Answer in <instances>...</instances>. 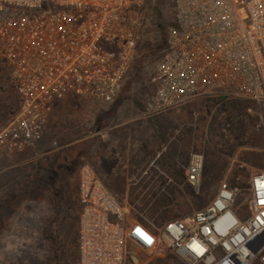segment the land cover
I'll return each instance as SVG.
<instances>
[{
    "label": "built area",
    "instance_id": "2783aa9c",
    "mask_svg": "<svg viewBox=\"0 0 264 264\" xmlns=\"http://www.w3.org/2000/svg\"><path fill=\"white\" fill-rule=\"evenodd\" d=\"M145 3L0 0V59L18 97L0 147L22 152L34 145L56 105L68 97L113 103L142 40ZM174 5L148 114L199 98L264 105V0H174ZM203 169L204 156L192 154L184 185L199 192ZM229 176L204 207L158 223L138 212L136 203L118 198L83 164L78 264L136 262V251L154 259L171 254L189 264H264V172L253 173L243 187L240 174L234 185ZM235 207L246 210L240 214Z\"/></svg>",
    "mask_w": 264,
    "mask_h": 264
},
{
    "label": "rangeland",
    "instance_id": "374dc122",
    "mask_svg": "<svg viewBox=\"0 0 264 264\" xmlns=\"http://www.w3.org/2000/svg\"><path fill=\"white\" fill-rule=\"evenodd\" d=\"M143 16L136 58L113 103L68 97L56 105L34 145L22 152L0 147V264H78L72 234L74 223L79 227L78 185L85 163H101L102 180L115 195L136 203L138 212L146 211L145 217L158 223L207 205L228 172L229 178L247 173L249 179L264 172L263 104L235 99L246 114L233 121L213 101L218 98L148 114L156 69L175 20L174 0H146ZM0 76L1 133L14 116L18 97L2 59ZM194 153L204 156L199 192L184 185V169ZM118 161L122 164L114 172ZM51 165L53 172L61 171L58 183L50 179ZM135 255L137 261L128 258L126 264H189L171 254L163 259L142 251Z\"/></svg>",
    "mask_w": 264,
    "mask_h": 264
},
{
    "label": "trees",
    "instance_id": "16d2710c",
    "mask_svg": "<svg viewBox=\"0 0 264 264\" xmlns=\"http://www.w3.org/2000/svg\"><path fill=\"white\" fill-rule=\"evenodd\" d=\"M157 50H158L157 47H155V48L152 47L151 52L154 53L155 51L157 52ZM0 79H1V76H0ZM213 101H215L216 104L218 103V105L221 107V110L227 115V117H228V119L230 121H233V119L237 118L240 115L246 114L245 111H244V109L239 110L238 102L235 99L218 98L216 100L214 99ZM16 111H17V106L12 111L13 114H15ZM245 116H247V115H245ZM68 154L70 156H72V155L75 156V153H73V154L72 153L71 154L68 153ZM77 154L78 155H76V158L73 161V164H75V165L79 162V159L81 158L82 151H81V153H77ZM50 162L52 163V161H50ZM52 166H54V165H51V166L48 167V169H50V171H52V174H53L50 177V179H52L53 182L56 181L58 183L59 182L58 178H60V172L61 171H60V169H57L55 172H53V170L51 168ZM239 181H240L242 187L245 186L247 184V182L249 181V175H247V173H246L245 176H241V179ZM231 183L234 185V183H235V177H232L231 178ZM65 199H66V196L64 194H62L61 195V200H65ZM244 209H245L244 207H235V210L238 213H242ZM67 218L68 217L66 216L65 218H63V220L66 221ZM62 224H63L62 226H64V223L63 222H62ZM59 227H61V225H59ZM78 228L79 227H78L77 223L76 224L74 223V230L75 231H74V234H72V242H73L74 246L77 247V248H78ZM49 232H50V234L48 235L49 238H52L53 239V233H54V231L51 229Z\"/></svg>",
    "mask_w": 264,
    "mask_h": 264
},
{
    "label": "crops",
    "instance_id": "0c3cea01",
    "mask_svg": "<svg viewBox=\"0 0 264 264\" xmlns=\"http://www.w3.org/2000/svg\"><path fill=\"white\" fill-rule=\"evenodd\" d=\"M117 99V98H116ZM120 141V140H119ZM92 168L94 169L95 173L97 174L98 178L102 180V173L105 171L103 168V165L101 163H96V162H90ZM122 164V161H118L117 164H113L112 166H114L111 170H114V172H117L118 170V166ZM124 170V167H121V171ZM103 181V180H102ZM108 187V186H107ZM109 188V187H108ZM110 189V188H109ZM111 190V189H110ZM113 192V194H115L116 192H114L113 190H111Z\"/></svg>",
    "mask_w": 264,
    "mask_h": 264
},
{
    "label": "snow or ice",
    "instance_id": "6c2138e0",
    "mask_svg": "<svg viewBox=\"0 0 264 264\" xmlns=\"http://www.w3.org/2000/svg\"><path fill=\"white\" fill-rule=\"evenodd\" d=\"M139 231V230H138ZM141 235H144L143 233H141ZM145 239H149L146 235L144 236ZM150 242V239H149Z\"/></svg>",
    "mask_w": 264,
    "mask_h": 264
}]
</instances>
